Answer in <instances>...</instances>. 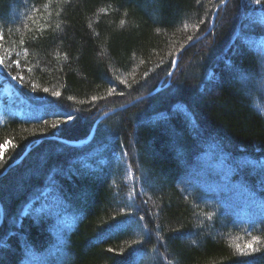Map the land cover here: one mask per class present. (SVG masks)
I'll return each mask as SVG.
<instances>
[{
  "label": "trees",
  "instance_id": "trees-1",
  "mask_svg": "<svg viewBox=\"0 0 264 264\" xmlns=\"http://www.w3.org/2000/svg\"><path fill=\"white\" fill-rule=\"evenodd\" d=\"M226 1L0 0L34 111L0 112V264H264V7Z\"/></svg>",
  "mask_w": 264,
  "mask_h": 264
},
{
  "label": "rangeland",
  "instance_id": "rangeland-1",
  "mask_svg": "<svg viewBox=\"0 0 264 264\" xmlns=\"http://www.w3.org/2000/svg\"><path fill=\"white\" fill-rule=\"evenodd\" d=\"M0 112L5 107H13L12 111L18 116L30 117L34 111L30 110L28 105L22 104V100H17V94L13 86L5 80V77L0 73ZM8 103V106L6 104ZM15 104V105H14ZM207 162H205L204 166Z\"/></svg>",
  "mask_w": 264,
  "mask_h": 264
},
{
  "label": "snow or ice",
  "instance_id": "snow-or-ice-1",
  "mask_svg": "<svg viewBox=\"0 0 264 264\" xmlns=\"http://www.w3.org/2000/svg\"><path fill=\"white\" fill-rule=\"evenodd\" d=\"M254 3L257 4V5H261V7H264V0H254ZM188 39L191 40L192 37L189 36ZM16 63H17V65L19 64L18 61ZM3 64H4L3 58H0V67H2ZM18 78H21V77H13V79H18ZM209 79H211V74H209ZM45 91H47V89H45ZM112 91H114V89H112ZM52 95L59 96L60 93L59 92H54V93H52ZM182 107H183V105L180 104V103H177L175 105V108H177V109H180ZM63 114L67 115L69 120H72L74 118V115H75L74 113H71V112H67V113H63ZM186 115H187V113H186ZM53 127H56V125H53ZM191 127L193 128L194 131H196L198 129V125L195 122H192ZM253 166H255V165H253ZM260 167L262 169H264V163H261ZM229 180H231V177H229ZM216 181L217 182H222L223 181V176H221V178L219 180H216ZM240 187L242 189H245L244 186H240ZM252 240L257 242V243H260V238L259 237H253ZM0 246H2V245H0ZM247 248L249 249V251H255V246L253 244H248Z\"/></svg>",
  "mask_w": 264,
  "mask_h": 264
},
{
  "label": "water",
  "instance_id": "water-1",
  "mask_svg": "<svg viewBox=\"0 0 264 264\" xmlns=\"http://www.w3.org/2000/svg\"><path fill=\"white\" fill-rule=\"evenodd\" d=\"M227 1H228V0H227ZM227 1L224 2L223 5H225V3H227ZM212 27H213V25H211V28L209 29V31L212 29ZM176 64H177V61L175 62L174 68H176ZM96 125H97V123H96V124L94 125V127H93V130H92V132H91V136H90L86 141H81L80 143H78V145H80V144H86L87 142H89V141L91 140V137H92L93 134H94V131H95ZM42 140H43V139L38 140L37 143H39V142L42 141ZM66 143H68L69 145H76L74 142H66ZM27 150H29V149H27ZM26 153H27V152H26ZM26 153H25V154H26ZM24 156H25V155H23L22 158H20L18 161L14 162L12 165H10V166L7 168V170L4 172L3 175H5V174L9 171L10 168H12V167L15 166V165H18V164L21 162V160L24 158ZM0 213H1V217H0V225H1L2 220H3V213H2V207H1V205H0Z\"/></svg>",
  "mask_w": 264,
  "mask_h": 264
},
{
  "label": "bare ground",
  "instance_id": "bare-ground-1",
  "mask_svg": "<svg viewBox=\"0 0 264 264\" xmlns=\"http://www.w3.org/2000/svg\"><path fill=\"white\" fill-rule=\"evenodd\" d=\"M228 1H229V0H228ZM96 126H97V125H96ZM92 130H93V128H92ZM92 130H91V132H92ZM95 130H96V128H95ZM94 134H95V131H94ZM94 134H93V136H94ZM90 136H91V133H90L89 137H90ZM93 136H92V137H93ZM89 137H88V138H89ZM92 137H91V138H92ZM88 138H87V139H88ZM87 139H86V140H87ZM86 140H84V141H86ZM80 142H81V141L76 142L75 144L77 145V144L80 143ZM87 143H88V142H87ZM87 143H86V144H87ZM73 146H75V145H73ZM28 149H30V148H28ZM28 151H29V150H27L26 152L28 153ZM27 153H26V154H27Z\"/></svg>",
  "mask_w": 264,
  "mask_h": 264
}]
</instances>
